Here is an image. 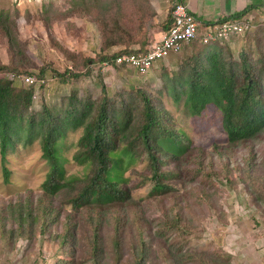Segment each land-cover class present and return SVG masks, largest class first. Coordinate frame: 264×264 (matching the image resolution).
Listing matches in <instances>:
<instances>
[{
	"label": "trees",
	"instance_id": "obj_1",
	"mask_svg": "<svg viewBox=\"0 0 264 264\" xmlns=\"http://www.w3.org/2000/svg\"><path fill=\"white\" fill-rule=\"evenodd\" d=\"M70 6L64 17L87 15L100 32L101 50L93 57L64 51L71 65L64 72L50 65L38 68L27 55V43L20 38L16 19L8 11L0 13V44H6L9 56L8 64L0 61V154L5 162L18 142L27 145L38 138L43 153L54 166L52 174H60L57 147L69 132L80 130L75 160L87 161L89 170L84 179L63 187L57 183L45 184L44 190L51 197L41 202L43 217L34 216L33 209L27 207V197L22 194L12 198L6 207L1 206L0 237L15 245L20 239L31 240L43 221L49 225L61 223L62 232L52 238L69 255V259H61L62 264L79 261L101 264L108 249L106 241L116 255L114 264H149L155 254L152 250L155 238L147 234L146 220L135 212L130 191L116 173L119 152L129 158V163L135 158H146L149 175L143 183L151 184L152 196L170 192L164 170L169 154L178 157L191 149L183 133L172 124V115L161 100L164 93L172 92L176 97L178 87L183 90L182 98L192 115H201L209 106L222 113V126L230 145L263 136L264 25H259L237 55L227 44L202 41L193 43L189 54H174L169 59L182 61L172 69L171 77L162 66L163 87L159 91L128 84L111 97L101 80L99 98L80 96L74 90L61 98L59 112L44 102L38 113L33 109L35 94L44 92L51 81L66 84L88 75L93 66L104 63L117 66V58L145 50L151 44L154 29L159 26L167 31L173 24L169 13L167 20L157 26V13L151 0H71ZM256 8L260 6H248L222 20H241ZM117 47L120 50L112 53ZM10 75L31 76L45 82L39 89L25 88ZM244 170V180L249 186L250 178L257 180L251 159L246 160ZM4 178L9 182L5 166ZM262 191L258 189L256 205H261L264 199ZM61 206L68 209L63 218L57 216ZM172 223L178 230L179 221L173 219ZM110 226L112 234L106 240L102 231ZM127 229H135L137 237L136 242L128 244L131 259L123 262ZM166 245L163 242L162 249L171 264H183L184 256L200 264H230L221 254L212 257L195 251H171ZM80 252L84 257L78 260Z\"/></svg>",
	"mask_w": 264,
	"mask_h": 264
},
{
	"label": "rangeland",
	"instance_id": "obj_2",
	"mask_svg": "<svg viewBox=\"0 0 264 264\" xmlns=\"http://www.w3.org/2000/svg\"><path fill=\"white\" fill-rule=\"evenodd\" d=\"M70 1L0 0V13L8 11L16 19L20 38L27 43V55L38 68L50 65L64 72L71 66L64 51H74L84 56L89 52L90 36L85 31V25L91 20L87 15L64 17L63 13L71 7ZM151 3L153 5V0ZM260 8L264 11V6ZM249 21L251 29L241 37L242 45L260 24L264 25L260 14ZM224 44L229 45L228 42ZM190 51L191 45L180 54H189ZM169 60L170 65L163 66L171 77L172 69L182 60ZM0 61L9 63L6 44H0ZM158 72L155 83L146 79L147 74L141 75L144 78L141 83L128 84L159 91L163 87V79ZM128 77L131 78L132 74ZM54 83L57 80L49 83V89ZM128 84L125 83L123 87ZM86 89V92L78 90L80 96L93 98L94 86L87 85ZM178 91L176 97L172 92L162 94L161 100L172 115V124L183 133L191 149L178 157L169 154L164 170L167 175L165 183L171 187L170 192L151 195V184L143 183L145 176L149 175L145 157L135 158L129 163L126 155L121 152L118 155L116 173L130 191L135 212L146 220L149 226L147 234L155 238L152 247L155 254L149 264H171L169 256L162 249L163 242L171 251H195L212 257L221 254L230 264H264V199L261 205H256L258 189L263 190L264 195V135L255 141L230 145L222 126V113L209 106L201 115L194 116L184 103L181 87H178ZM44 94L45 91L35 94V112L42 111ZM52 108L59 112L60 104ZM80 137V130L69 132L57 147L60 174H52L54 166L43 153L38 138H33L27 145L24 141L18 142L5 162L0 154V207H6L12 198L22 194L27 197V207L33 209L34 216L43 217L41 202L49 201L51 197L44 190L45 184L50 186L57 183L63 187L74 180L84 179L88 173L89 163L83 159L75 160ZM248 159L252 160L253 175L257 179L250 178L249 186L244 180L245 162ZM4 166L9 171V182L4 178ZM237 168L242 171H237ZM67 211L61 206L57 216L63 218ZM173 219L179 221L178 230L172 223ZM61 232V223L49 225L43 221L31 240L20 239L13 245L0 237V264H62V260L69 259V255L61 251L52 238ZM102 232L107 240L112 234L111 226L105 227ZM124 237L123 262L131 259L128 244L136 242L137 232L127 229ZM105 245L108 249L101 264H114L116 255L108 247L107 241ZM77 257L78 260L83 259L84 253H78ZM182 260L183 264H200L187 256ZM81 263L79 261L78 264Z\"/></svg>",
	"mask_w": 264,
	"mask_h": 264
},
{
	"label": "crops",
	"instance_id": "obj_3",
	"mask_svg": "<svg viewBox=\"0 0 264 264\" xmlns=\"http://www.w3.org/2000/svg\"><path fill=\"white\" fill-rule=\"evenodd\" d=\"M186 4L193 8L191 11L197 17L201 23H216L223 18L233 15L234 13H238L248 6H264V0H183ZM153 5L156 9L157 16L155 17V21L157 24H163L170 13L169 6L167 4V0H153ZM260 14L261 20H264V11L261 8H256L252 10L247 16L250 20L256 19V17ZM263 18V19H262ZM85 31L90 36L88 37V47L89 52L86 56H95L96 53L101 50V35L97 28V26L93 22L86 23ZM164 30L160 27L154 29L151 32L150 42L159 41L162 39ZM243 41L241 38L234 39L232 43H229L231 51L237 55L242 47ZM120 48H113L111 50L112 53L119 51ZM90 53V54H89ZM164 64H169L170 62L164 61L157 63L153 69L146 76L147 80L155 83L157 81V70H161ZM70 67V66H69ZM158 72V73H159ZM132 74V77L129 78L128 75ZM101 80L105 85L107 93L112 97L115 91L123 88L124 84L128 83H136L144 80L140 74H138L135 70L126 67L113 66L109 65L106 67L104 64H100L97 66H93L90 69V73L85 75L78 81L68 82L66 84H60L59 82L54 83L50 89L49 85L45 89V94L43 98V103L49 107L54 106L59 103L61 98L65 95H69L71 91L74 90H82L86 92L88 89L87 85H93L95 88V93L93 94V98H99L102 95L101 88ZM141 83V82H140ZM43 106V105H42Z\"/></svg>",
	"mask_w": 264,
	"mask_h": 264
},
{
	"label": "built area",
	"instance_id": "obj_4",
	"mask_svg": "<svg viewBox=\"0 0 264 264\" xmlns=\"http://www.w3.org/2000/svg\"><path fill=\"white\" fill-rule=\"evenodd\" d=\"M167 4L173 24L163 34L162 39L139 53L117 58L115 62L117 66L126 65L140 75H147L157 63L167 61L171 55L182 53L187 46L197 41H202L204 44L232 43L234 39L243 37L251 29V23L246 17L241 20H220L216 23L204 24L197 19L190 6L183 0H167ZM104 65L108 67L110 64L104 63ZM10 78L23 83L25 88L34 86L39 89L40 84L45 82L31 76L11 75Z\"/></svg>",
	"mask_w": 264,
	"mask_h": 264
},
{
	"label": "clouds",
	"instance_id": "obj_5",
	"mask_svg": "<svg viewBox=\"0 0 264 264\" xmlns=\"http://www.w3.org/2000/svg\"><path fill=\"white\" fill-rule=\"evenodd\" d=\"M221 20H222V19H221ZM165 32H166V31H165ZM165 32H164V33H165ZM167 61H168V60H167Z\"/></svg>",
	"mask_w": 264,
	"mask_h": 264
}]
</instances>
